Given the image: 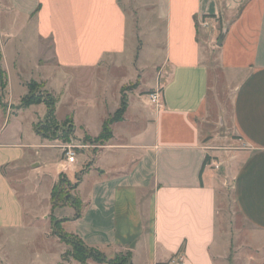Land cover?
Masks as SVG:
<instances>
[{
	"label": "crops",
	"instance_id": "obj_1",
	"mask_svg": "<svg viewBox=\"0 0 264 264\" xmlns=\"http://www.w3.org/2000/svg\"><path fill=\"white\" fill-rule=\"evenodd\" d=\"M143 13L137 48L136 23L120 0H1L0 66L5 71L9 63L16 69L23 51L39 55L37 68L52 69L59 78L55 83L48 77L40 80L57 100L56 121L70 120L78 139L94 140L102 133L92 136L89 123H81L82 116L104 103L89 90V74L125 68L130 43L136 71H142L144 38L154 45L143 64L160 72L151 89L161 90L163 100L160 109L143 104L144 127L128 143L111 127L113 138L85 143L74 165L67 164L55 143L35 132L37 122L31 142L25 143L21 133L7 134L12 120L46 105L16 106L14 115L0 124L4 264H79L64 257V244L51 235L55 226L37 221L65 209L74 213L59 217L60 229L109 259L130 253L131 264H238L240 255L231 257V233L226 234L232 226L219 223L223 172L231 169L241 228L252 232L248 247L255 248L256 263L264 264V0H150ZM205 19L209 28L201 29ZM214 43L231 90L228 140L218 134L226 125L216 113L219 102L210 101L216 95L210 79ZM15 44L16 57L9 61L7 51ZM62 99L69 111L59 121ZM130 108L128 102L119 123L136 122L128 118ZM222 140L231 141L229 151L217 147ZM54 149L61 152L60 161L42 152ZM105 151L122 158L108 164L102 161ZM218 159L226 161L220 172L213 169ZM62 174L76 181L72 194L81 202L79 216L68 204L40 215L25 203L27 194L40 195L47 188L51 201ZM68 224L73 231L66 232ZM242 264H254V257H245Z\"/></svg>",
	"mask_w": 264,
	"mask_h": 264
},
{
	"label": "rangeland",
	"instance_id": "obj_2",
	"mask_svg": "<svg viewBox=\"0 0 264 264\" xmlns=\"http://www.w3.org/2000/svg\"><path fill=\"white\" fill-rule=\"evenodd\" d=\"M149 1L150 0H120L121 5L125 9L130 19L136 23L137 48H139L141 44L140 31L145 24L143 23L144 8ZM208 21L209 20L206 19L201 21L200 28L208 29L209 25H206V23H209ZM1 22V27H4V17L1 19ZM156 33L160 36L162 30L160 29ZM15 46L17 45L15 44L10 46L9 50L7 51V57L9 61H12V59L16 57L15 54H13V49ZM129 46L128 54L124 57L127 62V66L125 68H110L109 70H100L89 74V90L95 91L100 97L102 96L104 99V103L101 101L102 103H98L96 109L89 112L86 117L82 116L81 118V123H89L88 130L89 134L92 136H96L101 133L103 121L106 118L113 116L119 109L122 94L131 104L128 118L134 119L136 122L134 124L117 123L112 125V129L114 130L115 134L118 137L120 136L123 143H128L131 135H135L136 133L140 132L144 127V123L142 121V117L145 114L144 105L151 107L149 96L155 92L151 88L155 85L157 80H159L158 74L160 72H157L152 68L146 70L144 67L145 64H143V62L145 63V61L151 57V51L155 48L154 45L148 43L147 38H144V47L142 53L143 62L140 63L142 71H136L132 65V60L130 61V59L133 57L134 52L131 43ZM31 48H33L32 45ZM213 48L214 55L210 61L212 66L210 79L212 87L216 88V95H212L210 97V101L215 104L219 102L216 113H221L226 125L218 131V134L222 137V139L227 138L228 140L232 137L230 133L231 129L229 127L231 123V90L226 84L227 82L224 73L218 67L219 56L217 45L215 43L213 44ZM38 56L39 55L33 51H23L20 65H18L16 69L9 63L4 65L8 80L7 89H4L3 84L5 81V71L0 66V72L2 73V78L0 77V124L5 122L7 118L14 115L17 110L16 106L20 105L22 99H25L27 96L39 98L47 101V103H50L49 95L44 89V83L40 80L44 77H48L53 83H55V81L58 82L59 78L57 76L55 77L56 72L52 69L41 70L37 68L34 59H36ZM1 79L3 80L1 81ZM97 80L103 82L100 83ZM124 85L125 87L123 89L125 91L123 92L121 86ZM54 98L55 97L52 96V99ZM46 111H48V107L40 106L36 107V111L32 109L24 112V114H22L18 120L14 119L11 121L10 125L7 127V134L13 133L15 134V137H17V135H20L21 133L24 142L26 143L31 142L29 140L30 138H34L35 130V132L43 139L55 143L56 146L61 149L64 159L65 154L63 152V148H72L78 155L79 152L83 151L81 148L82 145L85 143L93 144L92 139L88 138L87 136L82 140L78 139V137L73 132V127L70 125L69 120H66L61 124L57 121L55 123L47 121L44 117ZM68 111L69 107L67 106V103L64 101V99H62V102L58 107L57 119L59 121L65 119L68 115ZM34 123H36L35 129L33 127ZM222 142L223 143H219L217 147L220 148L221 151L223 150L222 152L229 151L231 141L229 140L227 142L222 140ZM42 152L49 155L52 161L61 160V152L59 150H43ZM105 154V156L103 155L102 161L107 162L108 164H111L114 161H120L122 158L117 157V155H114L113 152L105 151ZM225 164L226 161L223 159L222 161L218 159L217 162L213 163V169L220 172L223 170V166ZM231 171L232 169L227 171V173L226 171L223 172L225 183L218 198V207L221 213L219 223L220 225L226 224L227 226H232V230L226 231V234L231 233V237L227 236L228 241H232L231 257L235 258L236 254L239 253L240 259H238V264H242L245 257H254V264H257L256 260H258V256L256 259L255 248L248 247V244H250L249 240L253 239V234L252 232L244 231L241 228L244 221L240 217L235 206ZM56 185L58 186V190L53 201L52 199L50 201L51 194H49V190L47 188L43 191V194L40 195L36 194V196H34V194H27L25 196L26 198H24L25 203L34 206L40 215H42L44 211L51 206L53 209H57L60 208L59 204L61 203H66L68 205L74 204L73 201L74 199H77V197L75 196L76 194H72V192L75 190L76 181L71 180L65 174H62L59 177ZM73 213V209L56 210V212L51 211V213H48L47 217L44 219L40 218L37 221L55 225L59 222V217H68ZM67 231H73L72 224L66 225V232ZM221 234L222 236H225L224 232H221ZM51 235L64 244L66 248V254L64 257L67 260H73V245H76L79 242L75 238L66 235L60 228H54V231L51 232ZM61 236L65 237V240H68L67 242H70L72 246L69 243L64 242L61 239ZM245 244H247L246 247H244ZM2 245H4V235L0 234V264H4L2 261V256H4V247H1ZM37 245L40 246V243ZM21 251L23 254H28L27 248L21 247ZM126 254L127 253L118 255ZM19 259L21 261V258Z\"/></svg>",
	"mask_w": 264,
	"mask_h": 264
},
{
	"label": "trees",
	"instance_id": "obj_3",
	"mask_svg": "<svg viewBox=\"0 0 264 264\" xmlns=\"http://www.w3.org/2000/svg\"><path fill=\"white\" fill-rule=\"evenodd\" d=\"M0 58H1V56H0ZM1 74L2 73L0 72V77L2 78ZM4 75H5V81L3 82V84H4V89H6L7 85H8V81H7V77H6L5 73H4ZM2 80L3 79H1V81ZM122 91L124 92L125 90L122 89ZM49 98H50V103H47V101H45V100L27 96L24 100H22L21 105L18 107V109H26L32 105L45 104L48 107V111H47L45 119L49 122L55 123L56 122L55 111H56L57 100L55 98L52 99V96H50V95H49ZM127 109H128V100L122 94L121 104H120L119 109L116 111V113L113 116H110L104 122L102 133L100 134V136L98 138L92 140V142L97 144V143H104V142L111 140L113 138V133H112V129H111L112 125H114L115 123H119V122L124 121V116H125ZM69 123H70V125H72L70 120H69ZM208 160H209V158H206V162ZM57 190H58V186L55 185L53 188V193H52V198H51L52 201L54 200V197H56L55 194H56ZM73 202H74V204H72V206L76 209L77 216H79L80 211H81V202L78 198L74 199ZM65 205H67V204L66 203L59 204L60 207L65 206ZM60 223H61V221L56 223L54 225L55 228H60ZM66 235H68L69 237L75 238L79 242L78 244L73 245V259L75 261H77L79 264H87L89 261L95 262L97 264H112V263L113 264H131V254L130 253H127L126 255H116L113 259H109L105 255L100 253L99 251L88 247L78 237L73 236V235H69V234H66ZM61 239L64 242L69 243L71 245L70 242H67L68 240H65L66 239L65 237L61 236Z\"/></svg>",
	"mask_w": 264,
	"mask_h": 264
},
{
	"label": "built area",
	"instance_id": "obj_4",
	"mask_svg": "<svg viewBox=\"0 0 264 264\" xmlns=\"http://www.w3.org/2000/svg\"><path fill=\"white\" fill-rule=\"evenodd\" d=\"M206 25H208L206 23ZM149 102L151 106L160 109L163 107L162 93L161 90H156L149 96ZM87 146L84 144L81 146L82 149ZM63 152L65 154V160L68 165H74L76 163L77 153L72 148H63Z\"/></svg>",
	"mask_w": 264,
	"mask_h": 264
}]
</instances>
